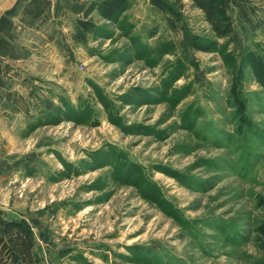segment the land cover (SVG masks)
I'll return each mask as SVG.
<instances>
[{
	"label": "rangeland",
	"instance_id": "obj_1",
	"mask_svg": "<svg viewBox=\"0 0 264 264\" xmlns=\"http://www.w3.org/2000/svg\"><path fill=\"white\" fill-rule=\"evenodd\" d=\"M225 1V38L189 1L172 29L129 0L48 44L0 122V223L37 264H264V0Z\"/></svg>",
	"mask_w": 264,
	"mask_h": 264
},
{
	"label": "crops",
	"instance_id": "obj_2",
	"mask_svg": "<svg viewBox=\"0 0 264 264\" xmlns=\"http://www.w3.org/2000/svg\"><path fill=\"white\" fill-rule=\"evenodd\" d=\"M93 1L99 0H0V122L3 126L8 127V120L16 119V91L24 80L30 75L46 73L48 44H61L64 22L77 23L79 14Z\"/></svg>",
	"mask_w": 264,
	"mask_h": 264
},
{
	"label": "trees",
	"instance_id": "obj_3",
	"mask_svg": "<svg viewBox=\"0 0 264 264\" xmlns=\"http://www.w3.org/2000/svg\"><path fill=\"white\" fill-rule=\"evenodd\" d=\"M184 1L202 12L213 37L225 38L233 32L232 21L227 12L225 0H149L150 5L166 15L167 23L177 29L181 20L179 10ZM129 0H100L91 3L84 12L88 15L93 9L105 20H116L126 9ZM79 28L84 31L93 29L89 19H79ZM190 45L196 50L210 51L217 41L203 42L198 36L189 37ZM238 108L243 111V104L237 98ZM264 205V202H262ZM264 234V227L262 228ZM36 239L32 227L21 219H6L0 223V264H37L39 259L35 252Z\"/></svg>",
	"mask_w": 264,
	"mask_h": 264
}]
</instances>
